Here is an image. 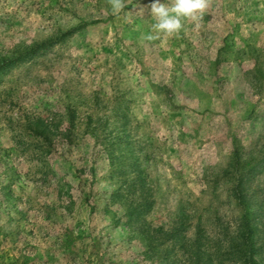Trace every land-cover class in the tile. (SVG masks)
Here are the masks:
<instances>
[{"label":"rangeland","instance_id":"obj_1","mask_svg":"<svg viewBox=\"0 0 264 264\" xmlns=\"http://www.w3.org/2000/svg\"><path fill=\"white\" fill-rule=\"evenodd\" d=\"M126 3L0 0V58L47 44L0 69V264H247L245 204L264 264V0L153 41L151 0ZM34 115L71 140L39 152Z\"/></svg>","mask_w":264,"mask_h":264},{"label":"trees","instance_id":"obj_2","mask_svg":"<svg viewBox=\"0 0 264 264\" xmlns=\"http://www.w3.org/2000/svg\"><path fill=\"white\" fill-rule=\"evenodd\" d=\"M46 43H41V44H37L34 47H30L29 49H27L24 52L19 53L16 56H13L12 58H8L6 56H2L0 58V69L9 65L10 63L14 62V61H19L22 60L25 56H29L31 54L36 53V51H39L41 48H43L44 46H46ZM74 116V115H72ZM34 118V120H33ZM27 123H26V128H28L29 130H32L33 133L37 136H40L41 140L38 145H39V152L42 153H50L51 152V146L52 144L47 141V140H51L54 136H56L57 134L60 133V135L65 136V138L67 140H71L72 135H73V131L72 128L74 126L73 122H71V126H67L64 129V133H61V131H59L57 129V125H54V120L53 119H43L41 116L39 115H34L33 117L26 119ZM88 122H91V118L90 115L88 116ZM96 122V121H95ZM33 123V127L32 124ZM99 125V121L97 120L96 123H94L93 127H90V125H87V129L86 132H88L90 135L94 136L95 138L97 137L96 135V129ZM37 136V137H38ZM109 143H102L104 144V148L108 149L111 146V142H113V137L111 136V134H109ZM98 140V138H96ZM43 140L45 142H47V147L45 149V147H43ZM47 174V170L45 171ZM241 178L242 177H238L239 182H238V194L236 195L238 197V200L240 202H243V187L241 186ZM242 188H239V187ZM238 201V202H239ZM146 205H148V202H139L137 203L136 206L134 207H130L128 209V212L130 213H139L140 210H142ZM250 207L249 205L245 204L243 207V213H242V217L240 220H243L244 223L242 224V226H240L238 228V232L235 233L234 235H230L229 236V241L228 244H230L226 250L233 252L232 254L237 255L239 257H243V259L245 260V262L247 264H257V262L255 261L253 255L257 250H260V247H253V237H252V228H251V224H250ZM226 234V233H225ZM224 234V235H225ZM202 234L200 233V235H198V239H202ZM220 249L219 247L215 248V252H218ZM198 252H201L200 249H197Z\"/></svg>","mask_w":264,"mask_h":264},{"label":"clouds","instance_id":"obj_3","mask_svg":"<svg viewBox=\"0 0 264 264\" xmlns=\"http://www.w3.org/2000/svg\"><path fill=\"white\" fill-rule=\"evenodd\" d=\"M114 15L125 9L126 0H107ZM212 0H168L167 3L161 0H151L148 5L150 14L154 20L152 31L156 33L148 34L144 39L153 41L159 38V34L172 36L182 30L183 19L196 21L207 11ZM140 11H143L141 9Z\"/></svg>","mask_w":264,"mask_h":264}]
</instances>
